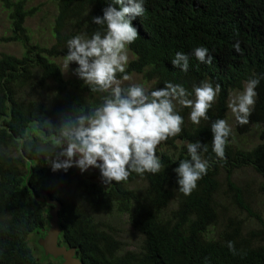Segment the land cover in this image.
I'll return each mask as SVG.
<instances>
[{
  "label": "trees",
  "instance_id": "trees-1",
  "mask_svg": "<svg viewBox=\"0 0 264 264\" xmlns=\"http://www.w3.org/2000/svg\"><path fill=\"white\" fill-rule=\"evenodd\" d=\"M28 1L0 0L9 24L1 42L21 48L20 57L0 55V264H61L36 258L29 246L32 235L49 228L53 209L33 193L61 204L60 245L75 249L82 264H264V219L247 188L235 181L244 168L264 180V79L249 123H236L239 136L257 137L256 146L242 150L231 135L219 160L210 132L212 121L226 119L230 96L251 75L264 73V0H146L145 13L132 20L138 38L129 46L126 72L140 76L149 91L165 81L191 91L211 78L221 92L207 113L210 120L199 125L191 123L190 108L176 106L182 131L157 147L164 166L159 173H132L109 186L96 168L53 172L46 152L55 148L64 115L102 103L104 94L91 92L77 77L66 78L58 62L68 39L100 27L92 18L102 15L104 0H53L50 47L32 41L25 26ZM237 40L240 53L232 48ZM201 45L214 55L213 64L190 56L187 72L173 68L177 51L190 54ZM197 140L208 145L203 155L210 167L185 196L177 191L173 169L189 158L186 143ZM122 217L141 239L137 251L126 250L108 221Z\"/></svg>",
  "mask_w": 264,
  "mask_h": 264
},
{
  "label": "clouds",
  "instance_id": "clouds-1",
  "mask_svg": "<svg viewBox=\"0 0 264 264\" xmlns=\"http://www.w3.org/2000/svg\"><path fill=\"white\" fill-rule=\"evenodd\" d=\"M104 3L102 15L92 18V23L100 27L90 36L81 33L68 39L67 54L63 57L65 71L74 63L73 74L91 92L104 94L102 103L64 115L54 140L55 148L46 152L53 172L66 173L76 167L84 173L96 168L103 184L109 186L127 181L132 173L141 177L159 173L164 166L157 147L182 131L184 118L176 106L191 109L189 119L193 125L208 121L207 113L218 98L221 85L213 84L208 78L193 85L191 91L170 81L151 91L135 83L124 86L122 82L131 79L126 72L129 46L138 38L132 20L145 13L146 0H104ZM232 48L236 53L241 52L239 40ZM190 56L204 65L214 62V55L201 45L190 54L177 51L170 63L173 68L187 72ZM118 73L123 75L118 77ZM261 79L264 73L251 75L243 82L242 90L229 99L227 107L240 126L249 123ZM232 130L223 118L215 119L210 125L212 152L219 160L225 158ZM186 149L189 158L179 160L173 169L177 191L185 196L197 188V182L210 167L203 155L208 152L206 143L187 142ZM227 247L235 251L234 242L228 241Z\"/></svg>",
  "mask_w": 264,
  "mask_h": 264
},
{
  "label": "rangeland",
  "instance_id": "rangeland-1",
  "mask_svg": "<svg viewBox=\"0 0 264 264\" xmlns=\"http://www.w3.org/2000/svg\"><path fill=\"white\" fill-rule=\"evenodd\" d=\"M26 9L27 11L31 12V16L27 19L25 26L29 31L32 41L43 47H50L53 44V40L51 38V26L56 16L54 1L29 0L27 2ZM8 30L9 24L6 15L0 6V55L5 54L20 57L21 48L17 44H6L1 42L3 38L8 36ZM128 56L129 61L132 60L129 53ZM58 64L61 66L66 78L76 77L72 71V69L76 67L74 63L70 64L67 71H65L63 68V61H59ZM133 83L140 84L147 90L150 87L149 84L142 81L140 76H132L129 81L122 82L124 86ZM234 94L235 93L232 95ZM226 120L232 126L233 130L231 135L233 138V143L236 147L242 150H250L258 144V139L252 132L245 134L244 136H239L236 133V122L230 109H228ZM235 181L236 183L244 185L247 188L248 193L250 194V199L254 206V210L260 213L264 219V180L256 175L251 169L244 168L235 173ZM108 221L115 228L116 233L118 234L119 239L124 243L126 250L137 251L139 249L141 239L133 231L126 217L116 218ZM38 242V237L32 235L29 239V246L34 253V256L40 260H43L44 253L38 246ZM45 260L48 261L52 259L46 258Z\"/></svg>",
  "mask_w": 264,
  "mask_h": 264
},
{
  "label": "water",
  "instance_id": "water-1",
  "mask_svg": "<svg viewBox=\"0 0 264 264\" xmlns=\"http://www.w3.org/2000/svg\"><path fill=\"white\" fill-rule=\"evenodd\" d=\"M33 195L38 202L46 203L53 207L50 211L49 228L46 231L34 234L38 237V246L44 253L43 261H46V258H51L54 261H60L61 264H82L76 257L75 249H69L66 246L60 245L61 230L58 213L61 209V204L58 201H53L47 193L41 194L39 198L34 193Z\"/></svg>",
  "mask_w": 264,
  "mask_h": 264
}]
</instances>
